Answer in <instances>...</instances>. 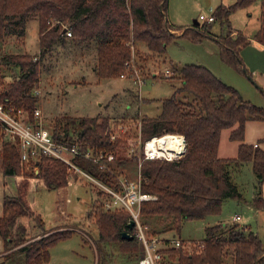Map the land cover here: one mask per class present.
<instances>
[{
  "label": "trees",
  "instance_id": "16d2710c",
  "mask_svg": "<svg viewBox=\"0 0 264 264\" xmlns=\"http://www.w3.org/2000/svg\"><path fill=\"white\" fill-rule=\"evenodd\" d=\"M252 1L234 0L228 5L215 6L212 21H218L223 32L214 34L210 31L212 21H197L187 27L173 26L168 18V0H0V65L15 70L10 80L0 78V101L25 110L29 121L36 123L39 97L34 89L39 81L41 60L53 47L65 42V28L71 31L70 39L76 45H93V69L100 78L120 76L131 59L136 65L142 64L141 61L158 56L169 42L183 36L193 40L212 38L221 60L237 72L247 73L239 50L249 39L240 31L233 34L230 15ZM29 18L38 20V54L4 51L2 44L7 36L23 42ZM259 21L253 38L264 44V0H261ZM178 30L181 32L176 33ZM140 42L145 50L137 47ZM172 72L171 76L177 75L181 84L169 97L161 99L158 114L142 115L137 122L141 143L152 135L167 132L180 133L185 141L184 153L178 158L141 159V189L155 195L153 199L141 201L139 206L141 223L150 235L170 229L178 231L183 220L219 213L227 198L241 200L242 191L232 173L245 161L251 162L255 176L256 193L251 203L256 208L264 206L260 191L264 181V149L259 145L264 136L255 143L244 141L246 120H264V107L243 98L234 86L202 64H173ZM110 123L108 116L62 115L43 126L52 131L55 139L68 145L76 140L82 147L112 152L116 167L129 161L137 164L135 154L118 155L125 144L124 137L129 135L121 132L111 140ZM233 126L229 138L238 141L237 153L233 157H219L220 132ZM0 140L3 177L0 264H46L50 248L69 237L73 230L46 228L29 193L33 191L34 182L49 189L64 187L73 171L62 160L40 154L35 172L31 166L24 165L15 142L4 139L1 134ZM72 162L98 181L120 188L119 174L110 162L111 170L81 155L72 156ZM88 180L96 194L87 214L97 229V240L116 241L121 247L135 251L139 259L144 253L143 246L134 243L137 239L134 227L127 226L129 212L121 205L105 207L108 193ZM156 216L166 218L160 229L150 227L151 218ZM123 230L129 231L132 238H123ZM160 239L158 264H264V241L249 226L238 223L205 226L201 246H194L191 251L173 246L169 238ZM18 256H22L21 262L16 260Z\"/></svg>",
  "mask_w": 264,
  "mask_h": 264
},
{
  "label": "rangeland",
  "instance_id": "374dc122",
  "mask_svg": "<svg viewBox=\"0 0 264 264\" xmlns=\"http://www.w3.org/2000/svg\"><path fill=\"white\" fill-rule=\"evenodd\" d=\"M233 1L168 0V18L175 27H187L195 19L202 22L198 19L199 14L208 15L218 4L228 5ZM260 5L261 0H254L245 7L237 8L231 13L233 16L230 15L232 27L235 23L241 24L245 16L246 31H253L259 22ZM38 29V20L29 18L26 22L23 42L14 36H7L2 44L4 51L38 54ZM210 31L219 34L223 29L218 21H212ZM180 32L181 30L176 31V33ZM243 32L241 30L246 36ZM137 47L146 49L141 42L137 43ZM94 59L93 45H76L71 41L70 36L65 38L63 44H58L47 52L41 60L39 81L34 89V93L39 97L34 121L37 124L47 125L52 123L55 116H108L111 122L123 125L120 129L128 130L126 133L129 136L124 137L125 144L118 150L120 157H129L132 153L138 154L141 146L137 122L140 117L158 114L161 99L169 97L181 84L177 75L171 76L173 72L169 75L164 73L166 68L172 71L173 64L178 66L186 63L202 64L226 83L234 86L243 97L244 94H248L245 88L249 87L250 83L261 89L256 81L252 82V77L250 79L245 73L237 72L221 60L218 46L210 37H202L200 40H193L188 36L179 37L169 42L164 52L157 58L153 56L149 60L141 61L142 64H137L142 75L140 85L128 74L125 77L100 78L93 69ZM14 73L12 67L0 65L1 79L8 81ZM253 103L264 107L255 101ZM254 120L248 124L246 140H255L254 137L264 130V124ZM230 130L231 127L221 130V150L217 152L218 154H230V146L234 148L231 154H235L237 141L229 138ZM110 165L123 179L135 178L137 175L135 162L129 161L124 166L116 167L114 161ZM232 178L242 191L241 200L227 198L219 213L208 214L199 219L183 220L178 231L165 230L157 234L158 237L169 239L179 237L183 241L199 243L204 237L205 226L216 223H238L249 226L264 241V206L256 208L251 203L256 193L251 162H243L239 170L232 173ZM2 180L0 168V214L3 198ZM91 187L89 180L78 173L69 177V182L64 187L49 189L38 185L37 182L31 187L33 191L29 193V199L41 214L45 227L56 226L73 230L69 237L57 241L50 248V258L46 264H138L135 251H129L127 247L126 250L116 241L97 240V229L87 214L91 209L92 198L96 194ZM260 191L264 199V181ZM235 214L240 215L237 221L233 220ZM151 221V228L160 229L166 218L156 216L151 218ZM146 230L148 231V228ZM134 243L140 244L137 239ZM2 250L3 240L0 237V252ZM16 260L21 262L22 256H18Z\"/></svg>",
  "mask_w": 264,
  "mask_h": 264
},
{
  "label": "built area",
  "instance_id": "2783aa9c",
  "mask_svg": "<svg viewBox=\"0 0 264 264\" xmlns=\"http://www.w3.org/2000/svg\"><path fill=\"white\" fill-rule=\"evenodd\" d=\"M198 19L209 22L214 19V16L212 15V13L208 15L199 14ZM64 32L67 36L71 35V31L67 28H65ZM126 67V71L120 73V76L125 77V75L127 76L128 74L134 82L140 85V83L142 82L140 67L134 64V61L132 59L126 63ZM164 73L169 75L172 73V71L166 68L164 70ZM120 128H123V125H118L115 122H111L108 125V132L111 140H114L119 135V133H124L127 130ZM137 129L139 135V128ZM0 134L2 135V137H4V139H8L17 144L20 159L25 166H31L32 169L35 170V172H37L38 170V156L40 154H48L65 162L69 166V168L72 169L73 174H82L88 177V179L99 184L108 193L109 196L108 199L104 200L105 207L109 208L116 205H121L129 212V220H134L133 227L135 236L137 240L142 244L144 251L143 255L138 259L137 263L158 264V261L161 257V253L159 251V248H161V239L157 235L148 234L140 220L139 206L141 201L155 198V195L145 192L141 189L140 164L142 158H159L171 160L180 157L185 150V141L182 134L181 135L184 146L182 151L178 155H169L165 152H158L157 149L147 146V143L150 139H156L165 135L166 133L160 135H152L143 143L140 142L139 137L141 148L138 149L137 154V175L135 178L130 179H123L118 176L120 183L119 189L112 188L98 181L72 162V156L81 155L97 163L99 167L111 170L109 167V162L110 164H112L115 158L112 152H104L100 149H96L90 146L82 147L81 145H79V143H77L76 140L73 141L70 145L59 141L53 137L52 131L43 126L42 123L37 124L29 121L28 114L25 110L15 109L12 105H8L3 101H0ZM239 218V214H235L233 216L234 221H237ZM171 242L175 247H184L190 251L192 250V248H194V246H201L200 243H190V241H183L179 237L171 239Z\"/></svg>",
  "mask_w": 264,
  "mask_h": 264
},
{
  "label": "crops",
  "instance_id": "0c3cea01",
  "mask_svg": "<svg viewBox=\"0 0 264 264\" xmlns=\"http://www.w3.org/2000/svg\"><path fill=\"white\" fill-rule=\"evenodd\" d=\"M260 10H261V5H260ZM259 15H260V13H259ZM231 16H233V15H231ZM232 18H233V21H234V17H232ZM230 21H231V19H230ZM258 21H259V16H258ZM198 22H200V21H198ZM231 24H232V21H231ZM174 25H176V24H174ZM259 25H260V21L258 22V24H256V26H255L253 31L247 32L246 31V17L244 16L242 18L241 24H236L235 23V26H233V28H234L233 34H236V32H238V31L241 32V30H243L244 31L243 33L246 34L247 38L249 39V42L246 45H244V46H242L240 48L239 54H240V56L242 58L244 66L246 67V69L248 71L247 72L248 76L250 77V79H251V77L253 78L252 82L256 81L257 85L261 87V89L259 90L257 87H255L253 85V83H250V86L245 88L248 94H246V95L244 94V97L247 98L248 100L252 101V102L255 101L257 104L264 105V44L260 43L255 38H253L254 32H255L256 29H258ZM154 57L157 58V56H154ZM252 120L253 119H248L245 122L244 141L246 143H255V142L258 141V139H260V138H262L264 136V130H263V132L259 133L258 136L254 137L255 140H251V141L250 140H246V138L248 137L246 130L248 128V124H251L250 122ZM254 121L259 122V124H264V120H254ZM234 127L235 126L231 127V129L234 128ZM230 131L228 132V135H229ZM259 145L264 149V140L260 141ZM237 146H238V141H237V145L235 146V149H236L235 154H231L232 150L234 148L232 146H230V154H224V153L218 154L217 153V155L219 157H233L237 153ZM219 150H221L220 138H219V144H218V147H217V152ZM2 251L0 252V254L3 253Z\"/></svg>",
  "mask_w": 264,
  "mask_h": 264
},
{
  "label": "bare ground",
  "instance_id": "6f19581e",
  "mask_svg": "<svg viewBox=\"0 0 264 264\" xmlns=\"http://www.w3.org/2000/svg\"><path fill=\"white\" fill-rule=\"evenodd\" d=\"M178 133H166L165 135L150 139L147 143L148 147L157 149L158 152H165L169 155H178L184 146L182 135Z\"/></svg>",
  "mask_w": 264,
  "mask_h": 264
},
{
  "label": "water",
  "instance_id": "95a60500",
  "mask_svg": "<svg viewBox=\"0 0 264 264\" xmlns=\"http://www.w3.org/2000/svg\"><path fill=\"white\" fill-rule=\"evenodd\" d=\"M197 22V20H194V23H196ZM63 31H65V29L63 30ZM247 76H248V74L247 73H245ZM249 77V76H248ZM250 78V77H249ZM133 225H134V220L133 219H130L129 221H128V224H127V226H128V228H132L133 227ZM121 236L123 237V238H125V239H131L132 238V235L129 233V231H127V230H123V231H121Z\"/></svg>",
  "mask_w": 264,
  "mask_h": 264
}]
</instances>
